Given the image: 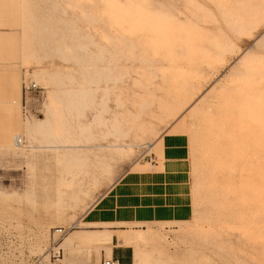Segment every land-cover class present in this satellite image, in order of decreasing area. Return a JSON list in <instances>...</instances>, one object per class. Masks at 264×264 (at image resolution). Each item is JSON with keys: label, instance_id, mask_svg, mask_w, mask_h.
Here are the masks:
<instances>
[{"label": "rangeland", "instance_id": "obj_1", "mask_svg": "<svg viewBox=\"0 0 264 264\" xmlns=\"http://www.w3.org/2000/svg\"><path fill=\"white\" fill-rule=\"evenodd\" d=\"M249 8L255 14L248 28L232 30L234 17ZM262 40L259 0H0V264H101L102 254L111 259L112 242L79 237L104 230L120 245L125 235L141 239L132 247L144 264H264ZM42 72L61 80L38 82ZM82 88L95 93L94 106L85 119L63 114L75 126L69 136L57 133L65 141L59 149L97 168L59 206L54 185L32 190L30 173L39 183L45 171L26 165L54 153L43 135L29 136L26 124L61 106L51 103L53 92ZM102 103L109 128L82 134L79 123L92 121ZM193 112L200 115L191 128ZM244 113L252 131L238 150L234 124ZM116 119L119 129L112 128ZM168 132L190 140L193 220L85 228L96 202L126 173L142 171ZM96 156L106 157L107 171ZM58 229L66 234L54 235ZM53 248L61 251L59 262L50 261Z\"/></svg>", "mask_w": 264, "mask_h": 264}, {"label": "crops", "instance_id": "obj_2", "mask_svg": "<svg viewBox=\"0 0 264 264\" xmlns=\"http://www.w3.org/2000/svg\"><path fill=\"white\" fill-rule=\"evenodd\" d=\"M157 146V154L142 164V171L126 173L96 202L82 220L85 228L110 225L111 230L118 231L126 227L187 224L193 220L189 137L168 132ZM111 237V259L134 264L133 247L120 245L116 235ZM103 258L106 259L105 254Z\"/></svg>", "mask_w": 264, "mask_h": 264}, {"label": "bare ground", "instance_id": "obj_3", "mask_svg": "<svg viewBox=\"0 0 264 264\" xmlns=\"http://www.w3.org/2000/svg\"><path fill=\"white\" fill-rule=\"evenodd\" d=\"M259 1H260V3L264 2V0H259ZM254 14L255 13L253 12V10L249 8L245 12H243L241 16L237 15L236 17H234L236 22L233 23V25H231V29L236 31V32H241L245 28L247 29L250 21L252 20V16ZM29 19H30L31 23L35 22V24H36V20L34 19V17L31 16ZM29 30L32 32L33 31L35 32L38 29H35L34 27H32L30 25ZM224 32H226V30ZM262 43L264 44V40H262ZM30 46H31V44L28 46L27 49H29ZM262 67L264 68V63L262 64ZM246 72H247L248 76L254 77L255 72L253 70H247ZM42 74H43V77H41V76L37 77L36 76L38 82H41L44 79L47 80L50 78H52V79L58 78L59 81L61 80L59 77H56L58 74L57 72L56 73L42 72ZM56 80H54V83L57 82ZM107 81H108V78H107ZM51 82L53 83L52 80H51ZM58 83H60V82H58ZM61 95H62V98L65 99L64 102H62V98L60 97ZM94 95H95V93H94ZM94 95H92L91 91H88L85 89L81 90L78 94H76L75 91H68V90L67 91H59V92L55 91L51 95V103L61 104L62 107L60 106L57 109H55V107H54L55 110L52 109L53 107L48 108V109L46 108L48 110V116L45 120H42V119L34 120L33 119V121H28L26 124V130H27V133L29 134V136L30 135H43V142L46 143L47 146L49 145L52 148L53 153H54V157H48V156L32 157V162H29L28 165H26L30 172L35 170V167H37V166H42V168L45 171V173L41 174V176L39 177L40 178L39 183L37 181V178L35 177V174H33V172L30 173V175L32 176L31 177L32 178V183H31L32 184L31 185L32 190L35 187L38 188V186H40L44 190L51 191L52 185H54L52 195L55 196L57 203H59L58 204L59 206H61V204L65 203L66 197H69V198L73 197L74 198L75 196H77V193L75 192V190L77 187H79L80 184H82L81 183L82 182V176L85 175V177H86V174H89L90 172L93 173L97 168V166L95 164V167L93 166L92 169H88V167H89V164H87L88 159H82V158H78L75 156H71V153H63V152H60V149H59V145L61 143L65 142L63 140L64 136H62V135L64 134L65 136H69L71 134V131L74 129V126H75L72 124L71 121H68V120L64 121L65 120L64 117L67 114L72 115L74 112L75 113L77 112L78 113L77 115L81 119H83V118L85 119L86 118L85 112H86V110L89 109L88 107L94 106V101L92 99ZM88 98H91V100ZM86 99H88L89 101H87ZM101 107H102V110L101 111L97 110V113L93 117L92 121H87L86 123H79L77 128L80 130V132L82 134H84V133L86 134V132H90L92 127L95 125L99 126V127L106 128V129L109 128V121L102 118V115L104 113L108 112L107 104L102 103ZM141 108H143V106H141ZM198 115H200L198 112H193L190 115V117L192 119L191 128L196 126L195 123L197 121ZM61 116H63L62 117L63 121L61 119ZM79 117H77V118L79 119ZM243 117H245L244 120L239 119V120L235 121V124H234V127L236 129V134H237L236 141L238 143L237 144L238 150L247 141L248 136H249V131L250 130L252 131V129L250 128V126L248 125V123L245 120L246 118H248L247 113L246 114L244 113ZM137 118H140V117H137ZM121 125H122V123L116 119L114 121V123L112 124V128L119 129L121 127ZM59 131H61L62 135H60V133L57 134ZM114 133L116 134V132H114ZM126 137L127 136L125 135V137L123 136L122 138H126ZM256 144L257 145L259 144L258 141H257V143H255V145ZM115 150L112 152H116L119 154L124 153L123 149L116 148ZM52 159L55 161V166H52V164L50 162V160H52ZM95 160L99 161L97 163V165H100V166L102 165L101 167L105 168L107 171V169L109 168V165L107 164L106 157L96 156ZM102 163H105L106 165L102 164ZM100 166L98 167V169L100 168ZM43 192H45V191H43ZM48 194H50V192H48ZM257 194H259V193H257ZM63 206H66V205H63ZM89 227L91 228V230L92 229H102L103 230V229H109L111 226L110 225H91ZM57 232H59V231H55L56 235H57ZM142 232H137V233L140 234ZM88 237H92V238L93 237H100V238L105 239V241H107L109 243L112 241V237H111L109 230L92 231V232H89L88 235L79 237V239H85ZM120 242H121L122 246L128 245V246H135V247H139L143 243L141 239L134 237L132 235L123 236ZM73 243H74V241L72 240L71 242H69V245L71 246ZM144 263H145V258L143 257V255L141 254V252L139 250H136V252L134 254V264H144Z\"/></svg>", "mask_w": 264, "mask_h": 264}, {"label": "built area", "instance_id": "obj_4", "mask_svg": "<svg viewBox=\"0 0 264 264\" xmlns=\"http://www.w3.org/2000/svg\"><path fill=\"white\" fill-rule=\"evenodd\" d=\"M56 231H59L57 232V234H59L60 236H64L66 234L63 229H58ZM54 235H56L55 232ZM60 252H61L60 249L53 248L50 252V256H51L50 261L54 260V262H59ZM101 264H121V263L114 259H105Z\"/></svg>", "mask_w": 264, "mask_h": 264}]
</instances>
